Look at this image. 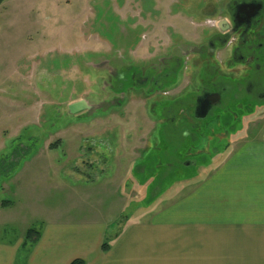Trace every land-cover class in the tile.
<instances>
[{
	"label": "rangeland",
	"instance_id": "obj_1",
	"mask_svg": "<svg viewBox=\"0 0 264 264\" xmlns=\"http://www.w3.org/2000/svg\"><path fill=\"white\" fill-rule=\"evenodd\" d=\"M175 2L0 4V240H23L26 230L41 232L47 223L86 220L105 224L109 243L128 222L147 216L158 198L176 199L179 192L171 190L177 182H199L198 170L221 160L222 150L236 148L245 129H264V101L242 98L226 99V108L194 125L196 132L182 134L193 121L177 124L171 110L176 92L189 81L184 70L182 87L172 82L165 88L171 101L164 110L149 91H127L119 107L100 106L110 91L116 31L118 59L142 69L157 63L160 43L165 47L178 28L183 40L194 43L200 38L196 30L219 21L215 16L191 25ZM216 56L222 66L229 49ZM239 71L223 68L212 82L218 76L231 83ZM81 100L91 113L66 111ZM206 147L210 152L195 153ZM153 188L159 191L150 194Z\"/></svg>",
	"mask_w": 264,
	"mask_h": 264
},
{
	"label": "crops",
	"instance_id": "obj_2",
	"mask_svg": "<svg viewBox=\"0 0 264 264\" xmlns=\"http://www.w3.org/2000/svg\"><path fill=\"white\" fill-rule=\"evenodd\" d=\"M245 130L198 170L199 182H177L176 199L158 198L106 252L105 224L62 221L44 225L33 245L0 240V264H264V129Z\"/></svg>",
	"mask_w": 264,
	"mask_h": 264
},
{
	"label": "flooded vegetation",
	"instance_id": "obj_3",
	"mask_svg": "<svg viewBox=\"0 0 264 264\" xmlns=\"http://www.w3.org/2000/svg\"><path fill=\"white\" fill-rule=\"evenodd\" d=\"M175 8L191 25L215 16L219 21L196 30V36L200 38L194 43L183 40L182 32L178 28L177 33L170 35L165 47L160 43V46H163L160 47L157 63L146 65L142 69L118 59L116 53L119 31H116L108 72L110 91L108 99L102 100L105 105L100 104L101 100L98 101L100 106L119 107L122 106L127 91L130 94L140 91L148 94L149 91L158 98L157 104L164 110L166 104L171 101L167 100L170 98L166 97L164 90L170 88L172 82L173 88L182 87V70L189 74V81L183 89L176 92L171 110V120L174 118L177 124L193 121L188 128L182 129V134L191 135L193 131L196 132L198 129H195L194 125L211 120L212 113L216 114L223 109L221 107L226 108V99H230V103H239L242 98L264 101V0H176ZM122 38L123 45L127 48L130 45L127 44L128 38L124 35ZM222 49H229L230 57L226 56L225 62L220 66L216 52ZM236 67L241 68L237 74L238 79H233L230 83L228 77L218 79L217 76V80L212 82L213 75L216 76L223 68L233 70ZM236 105L240 108V104ZM87 107L77 113H91V110L88 111V105ZM66 111L71 112L68 108ZM166 114L170 115V111ZM209 148L195 151L209 152Z\"/></svg>",
	"mask_w": 264,
	"mask_h": 264
},
{
	"label": "trees",
	"instance_id": "obj_4",
	"mask_svg": "<svg viewBox=\"0 0 264 264\" xmlns=\"http://www.w3.org/2000/svg\"><path fill=\"white\" fill-rule=\"evenodd\" d=\"M2 2H4V0H0V4L2 3ZM195 153H199V152H197V151H195ZM185 181V180H184ZM154 190H157V191H159L158 190V188H153L151 191H150V194H152L153 192H154ZM143 194V193H142ZM144 195V194H143ZM157 199V198H156ZM156 199H154V201L156 200ZM149 200H152V199H148V201ZM141 202H143V201H139V202H137L138 204L139 203H141ZM150 203V202H149ZM40 235H41V232H38V231H36V230H34V229H28V230H26V232H25V234H24V238H23V242L24 243H26V244H35L37 241H38V239L40 238ZM109 249V245H108V243L106 242V241H104L103 243H102V246H101V250L103 251V252H106L107 250ZM70 264H85V262L82 260V259H74V260H72L71 261V263Z\"/></svg>",
	"mask_w": 264,
	"mask_h": 264
},
{
	"label": "water",
	"instance_id": "obj_5",
	"mask_svg": "<svg viewBox=\"0 0 264 264\" xmlns=\"http://www.w3.org/2000/svg\"><path fill=\"white\" fill-rule=\"evenodd\" d=\"M87 104L85 101H77L75 103H72L70 105H68V109L72 112V113H76L82 110L87 109Z\"/></svg>",
	"mask_w": 264,
	"mask_h": 264
}]
</instances>
